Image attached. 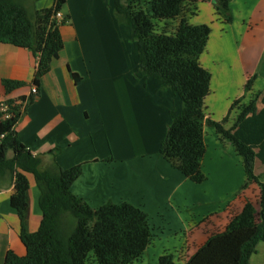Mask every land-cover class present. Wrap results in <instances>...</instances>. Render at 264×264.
Returning a JSON list of instances; mask_svg holds the SVG:
<instances>
[{"label": "crops", "instance_id": "0c3cea01", "mask_svg": "<svg viewBox=\"0 0 264 264\" xmlns=\"http://www.w3.org/2000/svg\"><path fill=\"white\" fill-rule=\"evenodd\" d=\"M40 1L21 3L31 12L53 3L46 0L42 5ZM111 6L112 0H67L62 6L59 12L68 17L60 27L63 49L51 63L49 73L41 78L34 102L23 106L14 128L19 141L42 159L43 167L53 162L62 169L82 165L81 176L71 186L74 196L92 208L110 201L142 209L152 235L162 240L172 237L177 244L182 238L181 244L188 246L190 257L210 235L225 229L246 200L258 207L259 186L249 183L241 189L247 183L242 160L232 145L220 141L215 133L219 148L214 155L209 153L208 127L202 162L206 180L199 184L206 188L204 196L196 197L194 183L159 155V144L171 121L170 111H181V101L161 89L159 81L137 74L136 44L130 41L129 29L116 23ZM189 7L194 13L186 16L189 24L211 28L205 52L199 58L211 75L210 93L205 100L207 115L215 122L227 117L222 125L228 130L241 109L264 92V0H231L230 25L224 24L210 2L199 0ZM246 19L250 20L248 25L251 22L248 29L243 26ZM68 43L73 44L69 48L72 56ZM98 52L104 65L90 62L97 60ZM36 66L37 58L30 51L0 44V103L6 98L31 96L27 87L5 97L1 81L31 85ZM249 80L250 88L245 91ZM238 99L239 104L228 114L232 102ZM157 112L159 117H167L163 123L161 120L159 129L142 127ZM110 157L112 163L105 162ZM263 170L260 167L255 175L260 176ZM27 178V229L32 233L38 229L41 212L39 191L33 178ZM260 182L264 185V178ZM11 193L10 177L0 178V264L8 252L25 254L18 235L19 221L9 205ZM204 204L207 208L201 211ZM150 213L163 221L158 235ZM169 253L173 254L171 250ZM249 264H264V242L257 244Z\"/></svg>", "mask_w": 264, "mask_h": 264}, {"label": "trees", "instance_id": "16d2710c", "mask_svg": "<svg viewBox=\"0 0 264 264\" xmlns=\"http://www.w3.org/2000/svg\"><path fill=\"white\" fill-rule=\"evenodd\" d=\"M22 0H0V44L26 49L37 58L31 85L4 79L5 97L29 87L35 94L0 103V178L10 177L12 193L9 205L19 221V239L25 248L23 256L8 252L3 264H134L151 246L153 235L147 214L127 202H106L90 207L71 192L72 184L82 174V165L62 169L53 162L43 167L18 139L14 126L23 106L34 102L39 82L49 73L51 63L63 49L60 27L55 19L67 0H53L51 7L29 11ZM199 0H150L149 12L139 8L138 0H112V13L120 26L129 29L130 41L136 44V72L144 79H155L182 103L179 113L170 111L171 121L159 146V155L187 180L202 184L206 177L202 162L206 153L205 127L214 130L220 141L229 142L242 160L247 180L259 186L257 208L246 200L232 215L225 229L210 235L185 264H249L256 246L264 242V170L254 173L255 162L264 168V92L239 112L228 130L207 115L205 100L210 93L211 75L200 62L211 32L210 26L191 25L185 14ZM210 2L216 14L231 22V0ZM194 13L192 12L193 16ZM172 33L158 32L157 23L176 21ZM75 80L77 76L71 74ZM247 81L244 90L250 88ZM233 101L230 111L239 104ZM6 110L3 111V107ZM54 153V152H53ZM109 162V160L107 161ZM39 191L41 219L38 229H27L29 214V181ZM155 264H176L175 255L163 252Z\"/></svg>", "mask_w": 264, "mask_h": 264}, {"label": "rangeland", "instance_id": "374dc122", "mask_svg": "<svg viewBox=\"0 0 264 264\" xmlns=\"http://www.w3.org/2000/svg\"><path fill=\"white\" fill-rule=\"evenodd\" d=\"M45 1L46 0H41L40 3L43 5L45 3ZM138 1H139V8L143 9L146 12H149L148 3H149L150 0H138ZM230 3H231V1H230ZM230 3H229V9L231 11ZM187 10L188 11L186 12L185 17L186 16H191L192 12H193L190 7ZM61 17L62 18L58 20V23L61 22L64 19V17L62 15H61ZM219 17H220V15H219ZM221 17H223V16H221ZM247 19H246V24L243 25V26L248 29L251 26V22L248 25V22L250 20H247ZM223 21H224V17H223ZM177 22H178V20H176V21H168V22H165V23L164 22L163 23H157V22L154 21V26L156 28V31H158V32L164 31L166 33H172L175 30ZM231 23H233V14H232V12H231V22L228 23V24H225V22H224V24L225 25H230ZM243 31H245V28H244ZM72 46H73L72 43H68V45H67L68 51L70 53V56H72V53H71L72 51L69 48H71ZM95 58L97 60H92L90 62L95 63V64H102V65L105 64V60H104V58L102 59V54L101 53L98 52L95 55ZM135 75H136V73H135ZM176 98L178 99V101L180 103L181 100L178 97H176ZM181 105H182V103H181ZM159 112H157V114L155 116L154 115L149 116L147 123L145 125H142V127H147L149 129H159L161 120H162V123H163V120H165V119L167 120V117L165 115H163V114H162L161 117H159L158 116ZM208 129H209V131H208V136H207V139H206V143L209 146V153H212L214 155V152H215L216 149L219 148V145H218V143L216 142V140L214 138L215 136H213V134H214L213 130L211 128H208ZM163 138H164V135H163ZM149 142H150V139H149ZM149 145H151V144H149ZM159 146H160V144H159ZM105 148L108 150L107 145H106ZM108 155H111V151H109V150H108ZM107 160H109V162H111V157L109 159H106L105 162H107ZM260 167L262 168V166L260 164H258V162H255L254 173L255 172L257 173V171H258V169ZM192 187L194 188L196 197L204 196V190H206L204 184L203 185H199V186H196V185L192 184ZM206 208L207 207L204 204V205L201 206L200 209H201V211H204ZM199 217H201V216H199ZM149 219H150V222L152 223V225L154 227H156V230H155L154 233L158 235L159 232H160V228H158V226H160L163 221L158 217V215L153 214V213H150ZM171 238L166 237V238H164L162 240V237L153 236L152 244L149 247V249L143 254V256L140 258V260L137 261L134 264H155L159 255H161L163 252H170V250L175 255L176 264H185V261H186L188 255H190V250H188V246L185 245V242H183V244H181L182 243V238H180V242L178 244L175 243V240L173 241Z\"/></svg>", "mask_w": 264, "mask_h": 264}, {"label": "built area", "instance_id": "2783aa9c", "mask_svg": "<svg viewBox=\"0 0 264 264\" xmlns=\"http://www.w3.org/2000/svg\"><path fill=\"white\" fill-rule=\"evenodd\" d=\"M61 18H62V17H61V13H60V12L56 13V15H55V19L57 20V22H58V20L61 19ZM30 93H31V94H35V93H36V89H35L34 87H32L31 90H30ZM2 110L5 111V110H6V107L4 106Z\"/></svg>", "mask_w": 264, "mask_h": 264}]
</instances>
